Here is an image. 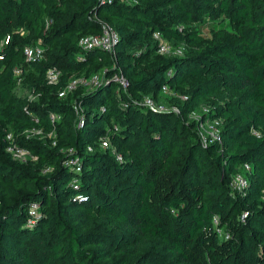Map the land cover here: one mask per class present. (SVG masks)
I'll list each match as a JSON object with an SVG mask.
<instances>
[{
	"label": "trees",
	"instance_id": "16d2710c",
	"mask_svg": "<svg viewBox=\"0 0 264 264\" xmlns=\"http://www.w3.org/2000/svg\"><path fill=\"white\" fill-rule=\"evenodd\" d=\"M103 24L114 54L82 50ZM155 33L182 55H159ZM0 57V264H264V0H0ZM16 68L34 100L15 95ZM94 75L100 86L59 98ZM144 96L179 113L137 107ZM200 107L222 122L220 144L201 146L188 120ZM8 135L36 160H15Z\"/></svg>",
	"mask_w": 264,
	"mask_h": 264
},
{
	"label": "built area",
	"instance_id": "2783aa9c",
	"mask_svg": "<svg viewBox=\"0 0 264 264\" xmlns=\"http://www.w3.org/2000/svg\"><path fill=\"white\" fill-rule=\"evenodd\" d=\"M101 2H104L106 0H100ZM153 38L158 43L157 47V53L162 56H181L183 48L182 47H174L170 43H168L166 40H164L159 33H155L153 35ZM8 38L6 39L5 43L7 42ZM118 42V35L117 33L108 25L103 24L101 27V33L99 35H88L82 37L79 42L78 46L82 50H93V49H101L111 55L114 54L115 46ZM24 56L27 62L30 63H37L40 62L43 59L44 50L41 46H31V47H25L24 48ZM1 58V57H0ZM15 77H16V84L17 86H20L22 84V70L20 68H16L14 70ZM46 81L49 85H55L58 83L60 78V72H58L55 69H49L46 72L45 75ZM113 81H115L119 86H121L123 89H126L129 85L127 79L123 76V74L120 72L115 73L113 75ZM103 82L100 75H94L90 79L85 78H75L72 79L64 90L59 92L58 96L59 98L65 97L68 93H72L75 90H77L78 87H87L88 89H94L101 85ZM163 93H168V90L166 87H163L162 89ZM182 101H185L186 97H180ZM135 104L139 108H145L155 113H179V108L175 105H165L161 102H156L152 98L148 96L142 97L139 101H136ZM73 110L76 115L77 121L76 126L77 128H81L84 125V117L82 115V107L80 104L74 103L73 104ZM101 112H104V109H101ZM210 113L209 107H200L199 109L191 112L188 116V120L193 122L196 127L197 135L199 138V141L201 143V146L203 148H207L210 144L214 142L221 143L220 138V130H221V124L222 122L217 119H208V115ZM59 117L56 115H51V120H58ZM38 134V132H37ZM7 140L9 142V145L6 149V151L15 159L19 160L21 162H27V161H35L36 157L33 156L29 151L23 150L18 148L15 144L12 142L11 135L7 136ZM100 147L102 149H112L109 140L107 138L100 140ZM92 148L88 147V152H91ZM113 155L116 157V160L118 162L122 161V158L117 155L114 150H112ZM69 154H73L72 150H69ZM74 156V155H72ZM66 165L74 167V169L79 172L80 162L79 158L75 157L72 160H67ZM245 171L247 173L250 172V168L248 165L243 166ZM70 186L74 189H78V181L73 180L70 184ZM230 187L233 191L242 193L244 189L247 187V180L244 177L243 174L238 173L236 174L231 183ZM78 201H85L86 197L77 195L75 197ZM29 215L30 219L28 221V225L34 224V218L38 215V205L32 204L29 209ZM245 216V215H243ZM214 224H217V219H214ZM217 232L221 233L220 230L217 229Z\"/></svg>",
	"mask_w": 264,
	"mask_h": 264
},
{
	"label": "rangeland",
	"instance_id": "374dc122",
	"mask_svg": "<svg viewBox=\"0 0 264 264\" xmlns=\"http://www.w3.org/2000/svg\"><path fill=\"white\" fill-rule=\"evenodd\" d=\"M84 88L88 89L87 87H84ZM15 95L18 96V97H23V98L25 97L28 100H34V98H35L33 93L30 90H28L25 87H22L21 85L17 86V88L15 90ZM165 95L169 96V93H166ZM163 104L167 105L166 103H163Z\"/></svg>",
	"mask_w": 264,
	"mask_h": 264
}]
</instances>
